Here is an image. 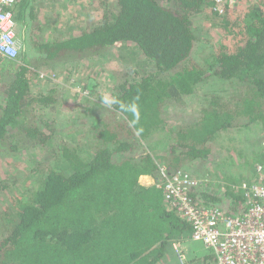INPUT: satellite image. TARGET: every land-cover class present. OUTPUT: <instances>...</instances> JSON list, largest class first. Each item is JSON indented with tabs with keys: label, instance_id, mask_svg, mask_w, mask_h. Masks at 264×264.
<instances>
[{
	"label": "trees",
	"instance_id": "1",
	"mask_svg": "<svg viewBox=\"0 0 264 264\" xmlns=\"http://www.w3.org/2000/svg\"><path fill=\"white\" fill-rule=\"evenodd\" d=\"M86 1V16L66 26L69 32L76 28L73 34L40 42L27 30L37 28L39 18L47 20L45 4L24 0L15 8L23 49L19 61H1L7 67L0 77V157L13 163L34 148L54 161L0 212V264H159L172 242L190 232L155 185L162 168L172 175L197 164L204 175L213 174L207 167L220 144L228 156L219 155L213 168L226 192L204 191L194 199L238 216L248 179L237 171L250 166L245 151L260 148L256 166L264 164V0H238L224 15L214 11L212 0ZM209 13L220 19L217 47L205 39L209 27L202 33L198 24ZM121 44L153 68L120 85L99 111L90 109L83 129L60 132L58 121L42 114L57 111L55 88L32 91L40 68L81 64ZM209 78L235 84L239 92L227 103L206 94L192 117L171 127L169 105L182 109L199 97L200 86L211 84ZM18 165L11 170L14 185ZM147 176L150 186L142 185Z\"/></svg>",
	"mask_w": 264,
	"mask_h": 264
},
{
	"label": "rangeland",
	"instance_id": "2",
	"mask_svg": "<svg viewBox=\"0 0 264 264\" xmlns=\"http://www.w3.org/2000/svg\"><path fill=\"white\" fill-rule=\"evenodd\" d=\"M41 1L45 3L46 0ZM78 3L80 8H76L77 12H74L73 9L76 6L74 7L73 5L70 6L73 11L68 13L66 8L64 12L58 11L57 0H50L51 7L44 5L46 6L44 12L47 16L51 15L53 21L47 23V20L41 21L39 18L37 21L38 27L28 28L27 33L33 35L35 41L39 42L41 40H47V37H59L64 33H68L69 31L66 29L67 24L69 23L71 28L73 27L72 25L76 26L78 21H81L83 17L86 16V14H84L85 10L89 9L90 6L87 4L86 0H80ZM58 12L61 16L65 15V13L67 15L72 14L75 16L72 20L75 21H64L67 18H64V16L63 18H61V16L58 17ZM207 15L208 16H205L202 19L199 18L198 24H200L202 33H204L205 27H209L205 39H208L213 44V47H217L222 40L220 19L214 17L210 13ZM75 29L71 30L69 33L73 34ZM21 39L23 43V38L21 37ZM24 45L27 46V43H24ZM129 47L132 46L129 44L118 45L114 48L108 49L100 56L82 60L81 64L76 62L71 63V65L62 64L53 70L48 67L47 71H43V69L40 68L41 70H39L38 77L40 84L32 87L33 93L38 95L55 88L56 93L59 94V98L61 99L56 112L50 110L42 112V114L46 116L45 118H55L58 121L59 131L64 132L65 134H73V132L83 129L84 126L81 125L82 121L88 122L94 113L90 109L99 111L101 106L108 105L107 103L117 92L120 85L137 80V78L143 73H147V71H150L153 68L152 64L147 61L145 63H143L144 61L139 63L135 61L130 56ZM201 47L196 51L195 57L197 59L200 58L202 49L205 48L202 45ZM6 63H0V77L3 74V70L7 67ZM41 72L48 73L49 77L41 78ZM2 80L0 78V82ZM208 83L211 84L200 86V89L197 91L199 97L193 96L190 101L187 100L182 109L174 104L169 105L166 109L165 118L168 119L171 127L177 122L186 121L190 116L192 117L194 110L197 111V108H199L200 105H204L200 104V100L206 94H217L218 97H223L222 101L224 103H227L231 100L233 95H236V93L239 92V87L235 84L228 83L220 85L221 83L215 78H209ZM252 137L253 138L251 139L253 141L254 135ZM250 140L246 144L247 148H249L251 144ZM239 143L241 146L245 147L242 140H239ZM219 145L220 144L213 146L215 154L207 167L214 175L210 173L204 175L205 171L202 170L203 167H199L197 164H191L186 167L194 177L201 180L202 184L197 191V195L205 191L223 196L226 192V183L221 181L222 178L218 179L213 168L215 162L218 163L217 158L219 155L228 156L226 155V150H220ZM31 150H23L13 160V163H9V160L0 157V187H4L0 189V212H2L7 206L12 207L16 204L18 201L16 198L24 193V189L29 188L32 185V182L36 179L35 176L46 172L47 169L52 166L54 160L48 159L46 155L38 149H36V151L34 148ZM164 151L165 150H163V152ZM218 151L220 152L217 153ZM260 151L261 149L256 146L252 150L245 151V153L248 154L247 158L250 161V166L237 171V173H247L246 179H248V181L256 175V163L259 160L258 154H260ZM161 158H159L157 162H159ZM16 163H20V165L14 170L18 172V177L16 178L15 175L13 180L18 179L19 182L14 185L10 182V175L12 174V167ZM2 183L4 186H2ZM179 240L180 238L175 239L174 241ZM184 249L185 254L187 255L188 264H204L203 261L205 258L209 259L214 257V254L201 242H195L192 239L187 240ZM159 264H179L172 244L171 253Z\"/></svg>",
	"mask_w": 264,
	"mask_h": 264
},
{
	"label": "built area",
	"instance_id": "3",
	"mask_svg": "<svg viewBox=\"0 0 264 264\" xmlns=\"http://www.w3.org/2000/svg\"><path fill=\"white\" fill-rule=\"evenodd\" d=\"M24 0H0V62L20 58L22 40L17 33L16 5ZM238 0H212L214 11L224 15ZM13 43L14 57L4 49ZM49 77L41 72V78ZM162 180L155 185L162 190L168 208L190 228L189 235L172 246L179 264H188L183 243L189 239L201 242L213 254L211 264H264V164L256 166V175L242 185L244 211L230 216L224 210L195 202L201 180L189 171L169 175L160 170Z\"/></svg>",
	"mask_w": 264,
	"mask_h": 264
},
{
	"label": "crops",
	"instance_id": "4",
	"mask_svg": "<svg viewBox=\"0 0 264 264\" xmlns=\"http://www.w3.org/2000/svg\"><path fill=\"white\" fill-rule=\"evenodd\" d=\"M80 0H57V5H58V8H59V10L58 11H60V12H64V10H65V8H66V10H68V13L69 12H71V11H73L74 10V12L76 11L77 12V10H76V8L78 9V8H80L79 6V2ZM47 7H51L50 6V0H46L45 1V3H44ZM74 5V9L72 10L71 8L72 7H70V6H73ZM59 13V12H58ZM58 15V17H60L61 15H60V13L59 14H57ZM50 16L51 15H48L47 16V23H49L50 22ZM63 16H64V18H67L66 20H64V21H67V20H70V21H75V20H72V19H74L75 18V16H73L72 14H69V15H67L66 13H65V15H62L61 16V18H63ZM80 16V15H79ZM78 16V17H79ZM141 181H142V185H144V186H150V184L151 183H153V179L151 178V177H142L141 178ZM189 235V232L188 233H185L184 234V236H185V238L187 237ZM182 238V237H181ZM180 238V239H181ZM187 242V241H186ZM186 242H184L183 243V247H184V245H185V243ZM185 250V249H184ZM213 262V258H209V259H207V258H205L204 259V261H203V263L204 264H211Z\"/></svg>",
	"mask_w": 264,
	"mask_h": 264
},
{
	"label": "clouds",
	"instance_id": "5",
	"mask_svg": "<svg viewBox=\"0 0 264 264\" xmlns=\"http://www.w3.org/2000/svg\"><path fill=\"white\" fill-rule=\"evenodd\" d=\"M4 51L9 54L10 56L14 57L17 53V48L11 42H9V46H7ZM107 102V101H106Z\"/></svg>",
	"mask_w": 264,
	"mask_h": 264
},
{
	"label": "flooded vegetation",
	"instance_id": "6",
	"mask_svg": "<svg viewBox=\"0 0 264 264\" xmlns=\"http://www.w3.org/2000/svg\"><path fill=\"white\" fill-rule=\"evenodd\" d=\"M21 31H20V29H19V27L17 26V33H18V35L20 36V38L22 37L21 36V33H20ZM22 40V39H21ZM22 45H23V43H22ZM22 49H23V46H22ZM21 52H22V50H21ZM21 55V54H20Z\"/></svg>",
	"mask_w": 264,
	"mask_h": 264
}]
</instances>
